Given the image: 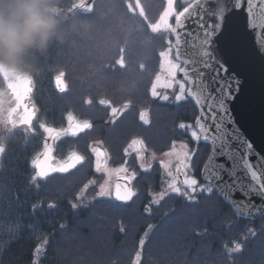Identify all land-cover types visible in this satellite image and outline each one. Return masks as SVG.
<instances>
[{
  "label": "trees",
  "instance_id": "trees-1",
  "mask_svg": "<svg viewBox=\"0 0 264 264\" xmlns=\"http://www.w3.org/2000/svg\"><path fill=\"white\" fill-rule=\"evenodd\" d=\"M80 1L49 0L47 7L58 22L55 35L43 52L32 51L22 64L10 66L33 79V100L39 114L34 124L36 136L16 132L3 141L0 264H33L29 258L32 249L28 225L35 238L40 226L55 224L50 214L44 218L32 214L30 221L28 218V203L40 196L29 188L35 178L33 163L45 145L47 131L62 132L70 120L91 124L86 133L76 137L78 141H68V135H64L57 142L60 156L74 152L85 157L84 163L67 175L70 180L66 184L73 185L91 179L92 170L85 167L89 132L106 129L104 122L114 117L113 111L118 117L109 128L133 131L134 135L142 133L144 141L156 145L158 149L152 151L158 156L182 141L176 136L182 132L179 122L189 123L194 130L192 121L197 112L184 94L179 102L156 99L162 96L154 84L166 54L180 67L173 60L169 35L174 14L167 28L152 29L162 19L165 0H93L90 10L78 6ZM58 74L64 76L68 88L63 95L52 88V79ZM176 78L185 90V83ZM172 90L175 98L179 86ZM142 113L149 115L148 120L140 118ZM204 146L206 151L191 152V168L203 185L193 198L168 194L159 202L155 217L152 212L135 213L134 208L99 200L73 213L61 204L55 208L63 211L61 223L57 224L126 228L156 225L159 229L155 237L147 241H169L168 258L174 259L170 264H264V216L254 221L234 216L212 187L201 182L199 171L208 153V146ZM156 172L157 169L138 173L139 196L155 190ZM61 195L67 196V190L62 189ZM158 253L159 249H143V264H155ZM178 259L184 263H177Z\"/></svg>",
  "mask_w": 264,
  "mask_h": 264
},
{
  "label": "water",
  "instance_id": "water-1",
  "mask_svg": "<svg viewBox=\"0 0 264 264\" xmlns=\"http://www.w3.org/2000/svg\"><path fill=\"white\" fill-rule=\"evenodd\" d=\"M169 35L173 59L181 64L177 76L197 111L194 129L209 147L200 179L234 216L254 221L264 216V0H192L174 15ZM0 81L1 159L6 138L37 135L39 109L28 74L0 65ZM52 88L67 93L63 75L53 77ZM90 127L73 120L63 134L78 136ZM59 135L50 133L34 161L39 180L67 175L83 162L72 154L53 164ZM96 151L104 165L103 150ZM132 196L130 179L115 178L113 199L128 204Z\"/></svg>",
  "mask_w": 264,
  "mask_h": 264
},
{
  "label": "flooded vegetation",
  "instance_id": "flooded-vegetation-1",
  "mask_svg": "<svg viewBox=\"0 0 264 264\" xmlns=\"http://www.w3.org/2000/svg\"><path fill=\"white\" fill-rule=\"evenodd\" d=\"M191 1L173 0L168 21L173 14L175 15ZM171 84L165 82V85L160 87H157L156 83L154 84L157 91H162V96L156 98L158 102L183 101L186 88L184 90L181 83ZM176 85L179 86V91L173 98L171 96L174 93L172 89ZM111 115L114 117H109L110 120L104 122L106 129L89 132L85 164L86 168L92 170L89 181L85 179L83 182H74L73 185L66 184V180H70L67 177L68 174L63 176L54 174L44 180H39L34 172L35 178L32 179L29 189L38 191L40 196L36 201L28 203L29 221L32 214L38 215L40 218L50 214L52 218L50 221L55 224L40 226L35 232V238L31 225H28L27 238L32 249L29 258L33 264H122L123 261L124 264H143L141 258L143 249H158V243L147 241L150 237H155V231L159 229L156 225L128 229L110 225L66 226L57 224L61 223L63 218V211L55 209L57 205L68 206L72 209L70 212L73 213V211L76 212V210L94 205L97 200L129 210L134 208L133 212L135 213L149 214L152 212L155 217L156 209L162 198L168 194L181 192L186 188L183 186L184 183L189 182V179L192 178L194 174L190 160L192 150L206 151L194 127V130H191L189 123L179 122L178 125L182 126V132L176 136H180L182 141L173 143L169 150L162 152L159 156L155 155L152 149H156V145L148 142L147 139L144 141L142 133L138 132L134 135L133 131L110 129L112 120L118 117L116 111H113ZM148 116L145 113L140 114L142 120H148ZM58 133L60 135L56 138V146L58 140L64 136L63 131ZM172 133L170 139L174 137ZM80 135H68V141H78L76 137ZM163 145L165 144H161V146ZM97 148L104 152V165H101L102 158L96 151ZM72 154L81 155L73 152L60 156L55 148L53 164L66 160ZM81 156L85 161V157ZM153 169H157L155 190L143 197L139 196L137 190V181L139 180L137 178L140 174L138 173L152 172ZM119 176H126L131 181L133 196L128 204H120L113 199L114 180ZM62 189L67 190V196L61 195ZM105 213L107 214L108 211ZM32 240L35 242H31ZM110 251L114 252V255ZM89 255H93L95 258L90 259ZM173 261L174 259H168V262Z\"/></svg>",
  "mask_w": 264,
  "mask_h": 264
},
{
  "label": "clouds",
  "instance_id": "clouds-1",
  "mask_svg": "<svg viewBox=\"0 0 264 264\" xmlns=\"http://www.w3.org/2000/svg\"><path fill=\"white\" fill-rule=\"evenodd\" d=\"M49 0H0V65L17 66L43 52L58 25Z\"/></svg>",
  "mask_w": 264,
  "mask_h": 264
},
{
  "label": "rangeland",
  "instance_id": "rangeland-1",
  "mask_svg": "<svg viewBox=\"0 0 264 264\" xmlns=\"http://www.w3.org/2000/svg\"><path fill=\"white\" fill-rule=\"evenodd\" d=\"M88 1L89 0H81L78 3V6L82 7L83 9L85 8L84 10H90L93 0H91L90 3H88ZM172 3H173V0H165V10H164L162 19H160L163 21L162 22L159 21L160 24L157 23L156 25L152 26L153 30H159V29L167 28V26L169 25V21H168L169 15L168 14L171 11ZM162 67H163V69H161V73L156 80V86L157 87L164 86L165 82L169 83V84L180 83L178 81V79L176 78V76H177L176 72H177V69L179 68L178 64L174 63L172 61V59L168 56V54H166L165 58L162 61ZM181 86H182V84H181ZM50 132L51 131H47V136L49 135ZM192 171H194L193 168H192ZM183 186H186V188L183 189L181 192H177L176 194L179 193V195H183V196H187V197L190 196V198H193V196H195L200 191V189H202V187H203V185H201L198 182V180L195 178L194 174L192 175V178L189 179V182H187V183L185 182ZM129 236L131 237L132 235H129ZM183 246H185V245H183ZM170 247H171V243H169V241H166V242L160 241L159 247H158V249H159L158 259L156 258L157 260L156 261L154 260L155 264H170V262H168V259H169L168 258V255H169L168 250ZM134 253L135 252L133 251V254ZM111 254L114 255V252H111ZM89 258L93 259V258H95V256L89 255ZM175 261L177 263H184V261L182 259H178ZM62 264H65V263H62ZM74 264H76V263H74ZM122 264H124V261L122 262Z\"/></svg>",
  "mask_w": 264,
  "mask_h": 264
}]
</instances>
